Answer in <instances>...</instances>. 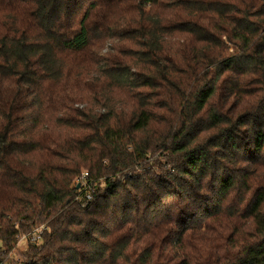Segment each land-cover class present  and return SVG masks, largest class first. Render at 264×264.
Masks as SVG:
<instances>
[{
    "label": "trees",
    "instance_id": "obj_1",
    "mask_svg": "<svg viewBox=\"0 0 264 264\" xmlns=\"http://www.w3.org/2000/svg\"><path fill=\"white\" fill-rule=\"evenodd\" d=\"M41 225L20 264H264V0H0V264Z\"/></svg>",
    "mask_w": 264,
    "mask_h": 264
},
{
    "label": "rangeland",
    "instance_id": "obj_2",
    "mask_svg": "<svg viewBox=\"0 0 264 264\" xmlns=\"http://www.w3.org/2000/svg\"><path fill=\"white\" fill-rule=\"evenodd\" d=\"M1 245L2 244L0 242V251L2 250ZM27 247V239L21 236L15 244V247L12 252L9 253L10 255H8L6 261L1 264H20L23 261L22 254L26 251Z\"/></svg>",
    "mask_w": 264,
    "mask_h": 264
},
{
    "label": "built area",
    "instance_id": "obj_3",
    "mask_svg": "<svg viewBox=\"0 0 264 264\" xmlns=\"http://www.w3.org/2000/svg\"><path fill=\"white\" fill-rule=\"evenodd\" d=\"M87 176V172H83L82 175L79 178V181H83ZM92 199V196L90 193H86L85 197H84V201L83 204H86L87 202H89ZM45 230L44 226H38L37 228H35L31 233H29L28 235H24L23 238L30 237L32 239V241H38L40 240L41 237V233L42 231Z\"/></svg>",
    "mask_w": 264,
    "mask_h": 264
}]
</instances>
